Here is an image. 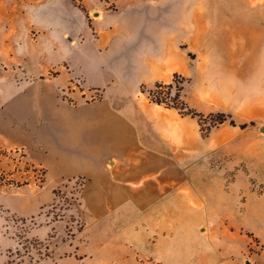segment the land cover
Segmentation results:
<instances>
[{
	"label": "crops",
	"instance_id": "crops-1",
	"mask_svg": "<svg viewBox=\"0 0 264 264\" xmlns=\"http://www.w3.org/2000/svg\"><path fill=\"white\" fill-rule=\"evenodd\" d=\"M100 2L80 6L73 0H29L25 10L0 3V69L22 72L27 68L32 73H50L42 80L2 81L1 85L11 88L7 93L11 99H35L38 84L53 88L62 101L65 100L61 92L70 84L77 87L72 89L74 94L99 92L101 97L90 103L73 104L89 107L90 115L61 117L60 127L71 125L82 129L85 124L97 135L110 130L115 139L111 147L101 148L100 144L94 146L92 142L93 147L89 148L91 154L94 151L102 154L98 162L101 160L104 169L107 162L114 160V168L108 169L114 171L120 164L121 153L129 152L130 160L137 161L136 166L154 171L161 186L167 180L173 183L175 177L178 180L180 168L211 167L212 162L206 157L239 140L246 132L242 125L264 121V95L244 99V91L253 78L264 87V73L256 70L263 64L260 55L264 48V8L261 9V3L233 0L224 3L220 0L215 3L212 0ZM90 13L94 16L90 17ZM25 60L26 66L17 64ZM7 65L10 68L6 69ZM176 73L194 86V97L189 96L188 102L204 114L215 110L213 102L222 104L221 93L209 88H219L228 80V101L237 109V125L222 123L208 136H203L197 131L194 117L171 108L162 110L141 95L142 85L153 87L157 82L170 83ZM39 99L47 100V97L40 94ZM100 163L96 162L97 166ZM153 196L148 187L141 194L150 201ZM184 197L191 199L192 195ZM172 212V218H167L166 222L160 218L156 222L161 229L157 243L167 244L169 254L138 261L241 264L240 257L236 258L242 252V244L238 245V238H243L240 227L226 228L228 234L218 236L221 241H215L212 229L197 232L204 222L197 219L187 228L185 243L180 239L176 219L179 213ZM119 214L130 216V211L122 210ZM158 215L161 214L148 212L145 219L153 220L160 217ZM193 239L207 243L203 248L196 246L190 251ZM187 245L189 251L185 249ZM253 261L244 260L246 264H254Z\"/></svg>",
	"mask_w": 264,
	"mask_h": 264
},
{
	"label": "rangeland",
	"instance_id": "rangeland-1",
	"mask_svg": "<svg viewBox=\"0 0 264 264\" xmlns=\"http://www.w3.org/2000/svg\"><path fill=\"white\" fill-rule=\"evenodd\" d=\"M28 1L0 3L25 10ZM73 1L80 6L101 3ZM233 1L261 3V9L264 8V0ZM88 15L93 17L94 13ZM260 58L263 64L256 70L264 73V48ZM17 64L27 65L26 60ZM252 74L255 76V72ZM49 75L32 73L27 68L22 72L0 69V264H163L151 259L138 260L169 254L167 244L157 243L161 229L156 222L158 218L166 222L172 211L179 213L176 219L183 242L187 228L197 219L204 221L197 232L212 229L215 241L228 234L226 228L238 226L243 238H238L242 252L236 258L240 257L241 264H246L245 259L264 264V121L249 122L242 128L246 132L239 140L207 156L211 167L180 168L178 180L174 176L173 183L167 180L161 186L154 171L136 166L137 161L130 160L129 152L121 153L120 164L114 171L108 170L114 168V160L103 168L101 160L98 162L102 154H91L89 148L93 144L111 147L115 139L107 128L97 135L85 124L82 129L60 127L61 117L90 115L89 107L73 104L90 103L101 97L99 92L74 94L72 89L77 87L70 84L61 92L65 100L62 101L53 88L38 84L36 98L27 101L11 99L7 95L11 88L1 85L2 81L42 80ZM180 75V95L175 86L169 89L165 82L160 89L156 84L142 85L141 95L162 110L171 108L194 117L197 131L203 136L222 123L237 125V109L228 101V80L219 88H209L221 93L222 104L211 101L215 110L204 114L189 104L188 98L193 99L195 88ZM62 79L66 80V76ZM248 90V95L244 91V99L264 95V87L254 78ZM159 92L163 103L152 100ZM40 94L47 100L39 99ZM188 108L193 113H188ZM220 113L226 115L223 122L219 120ZM147 187L154 193L153 201L141 197ZM189 193L191 199L184 197ZM122 210L130 211V216L120 215ZM148 212L161 215L148 221ZM206 243L193 239L189 250L203 248ZM185 249L189 251L188 245Z\"/></svg>",
	"mask_w": 264,
	"mask_h": 264
},
{
	"label": "trees",
	"instance_id": "trees-1",
	"mask_svg": "<svg viewBox=\"0 0 264 264\" xmlns=\"http://www.w3.org/2000/svg\"><path fill=\"white\" fill-rule=\"evenodd\" d=\"M181 75L180 74H175V78H174V81L172 82V83H169V84H166L165 86H167V87H169V89L170 88H172L173 86H175L176 87V94L177 95H180V92H181V90H182V87L179 85V80H178V78L180 77ZM175 84V85H174ZM164 87V83L163 82H157L156 83V88L157 89H160V88H163ZM161 94H160V92H159V96L158 95H155V98H153L152 97V100L153 101H156V102H158V103H163V102H165V100H164V98L163 97H161L160 96ZM183 108H185V107H183ZM180 110H182V108L180 109ZM188 110H189V112L188 113H193V111H191V109L190 108H188ZM218 117H219V120H220V122H223V121H225V119H226V115L224 114V113H220V114H218ZM233 123H234V121H232ZM246 125H242V127H245Z\"/></svg>",
	"mask_w": 264,
	"mask_h": 264
}]
</instances>
